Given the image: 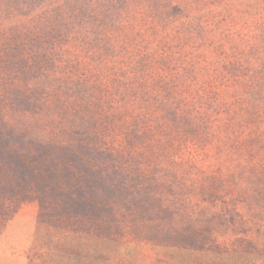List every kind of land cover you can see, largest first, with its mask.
Listing matches in <instances>:
<instances>
[{"label": "trees", "instance_id": "16d2710c", "mask_svg": "<svg viewBox=\"0 0 264 264\" xmlns=\"http://www.w3.org/2000/svg\"><path fill=\"white\" fill-rule=\"evenodd\" d=\"M63 4L42 12L43 20L83 24L99 11L86 1ZM249 8L259 23L253 40L261 47L258 63L236 49L240 57H227L214 77H231L225 84L192 94L182 84L166 92L169 98L145 113L149 119L140 127L133 121L111 127L110 118L72 127V120L47 139L39 127L0 117V234L21 204L35 199L38 230L44 226L49 238L48 251L34 253L30 264H264V0ZM44 36L15 33L0 47V71L13 84L7 94L19 104L32 96L41 104L30 86L14 79L48 74ZM111 65L103 60L99 68ZM125 71H112L114 78L98 85L115 80L120 90ZM83 81L98 83L88 76ZM102 92L97 96L105 100L111 94ZM146 154L152 161L143 165ZM60 251L66 258L53 256Z\"/></svg>", "mask_w": 264, "mask_h": 264}, {"label": "rangeland", "instance_id": "374dc122", "mask_svg": "<svg viewBox=\"0 0 264 264\" xmlns=\"http://www.w3.org/2000/svg\"><path fill=\"white\" fill-rule=\"evenodd\" d=\"M80 1L95 4L99 9L91 11L83 24L69 18L43 20L42 12L51 13L53 7L65 6L64 0H0V47L9 35L26 33L30 38L41 33L49 43L47 54L51 63L46 70L49 75L31 73L30 79H14L23 88H32L40 100L38 105L33 103V96L20 104L10 97L7 91L13 84L5 83L9 80L5 74L8 72L0 71V117L21 120L33 130L39 127L41 137L47 139L54 138L58 129L70 125L68 121L72 120V127L78 123L106 124L107 118L111 119V127L114 122L130 126L132 121L140 127L149 119L145 113L155 111L166 92L171 94L182 84L186 90H192L190 94L208 85L225 84L231 77H214L219 75L227 57H240L236 49L244 50L243 55L254 65L261 56L260 45L253 46L259 23L253 19L254 11L249 5L253 7L255 0ZM93 17L101 21L91 26ZM248 42L250 47H246ZM24 47L20 45V49ZM103 60L112 61L113 65L99 68ZM125 69L120 90L115 80L98 85L100 79L114 78L112 71L119 73ZM247 70L244 68L243 72ZM86 76L97 81V85L83 81ZM161 76L163 79H159ZM72 78L76 82L80 78L82 83L74 85ZM75 89L85 91L82 94L86 97L80 99ZM101 90L111 93L106 100L97 96ZM158 91H163V95H158ZM85 106L93 112H86ZM52 123L58 127L54 128ZM112 143L121 149L119 137L114 136ZM147 158L148 154L142 158L143 165ZM39 213L37 200L28 199L21 204L0 234V264H30L34 253L48 251L47 229L43 226L38 230ZM51 224L49 218L45 225L50 228ZM62 252L53 256L66 258Z\"/></svg>", "mask_w": 264, "mask_h": 264}]
</instances>
